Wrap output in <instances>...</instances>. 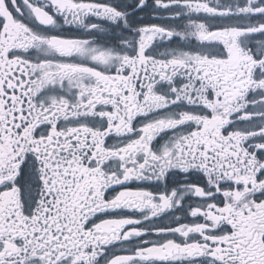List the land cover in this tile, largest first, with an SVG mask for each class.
<instances>
[{"label": "snow or ice", "instance_id": "1", "mask_svg": "<svg viewBox=\"0 0 264 264\" xmlns=\"http://www.w3.org/2000/svg\"><path fill=\"white\" fill-rule=\"evenodd\" d=\"M0 264H264V0H0Z\"/></svg>", "mask_w": 264, "mask_h": 264}]
</instances>
